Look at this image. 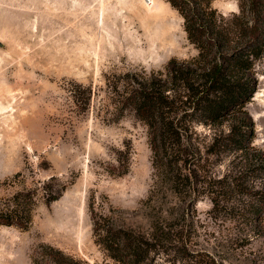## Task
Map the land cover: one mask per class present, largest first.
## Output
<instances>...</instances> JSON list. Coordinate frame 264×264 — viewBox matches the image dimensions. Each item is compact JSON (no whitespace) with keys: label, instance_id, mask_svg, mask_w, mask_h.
Returning a JSON list of instances; mask_svg holds the SVG:
<instances>
[{"label":"rangeland","instance_id":"rangeland-1","mask_svg":"<svg viewBox=\"0 0 264 264\" xmlns=\"http://www.w3.org/2000/svg\"><path fill=\"white\" fill-rule=\"evenodd\" d=\"M156 6L161 19L153 20ZM213 7L227 16L239 12L236 0H214ZM197 55L183 18L165 0H0V207L21 193L37 203L28 230L0 227V264H48L41 256L47 246L85 264H113L95 242L91 213L147 227L142 203L154 170L147 128L133 113L118 122L107 115L106 77L159 71ZM255 74L246 109L253 146L264 153V58ZM86 87L93 91L89 110ZM127 147L129 172L111 175L117 152ZM239 155L209 157L206 172L239 176ZM247 179L264 185V173ZM62 185L63 195L46 204L47 189L56 194ZM233 199L235 207L244 200ZM165 200L166 208L185 203ZM212 208L203 196L180 220L190 226L187 258L173 252L155 264H264V224L252 230L233 222L236 213L215 215Z\"/></svg>","mask_w":264,"mask_h":264},{"label":"trees","instance_id":"trees-1","mask_svg":"<svg viewBox=\"0 0 264 264\" xmlns=\"http://www.w3.org/2000/svg\"><path fill=\"white\" fill-rule=\"evenodd\" d=\"M165 1L183 18L198 55L172 59L159 71L140 68L106 77L107 115L118 122L133 113L147 128L154 170L152 189L142 203L147 227L120 226L113 217L91 213L95 242L113 264H155L173 252L187 258L184 236L190 226L180 220L203 196L211 200L215 215L236 213L233 222L252 230L264 224V185L247 179L264 173V153L253 146L255 124L246 109L258 86L255 65L264 58V0H236L239 12L228 16L213 7L214 0ZM84 91L89 110L93 91ZM230 154H240L239 176L230 172L217 179L206 172L209 157ZM131 159L130 147L118 151L109 173L126 175ZM66 189L62 185L56 194L47 189L45 203L57 201ZM236 195L244 199L237 207ZM169 196L185 203L166 208ZM36 204L32 193L7 200L0 207V227L28 230ZM42 250L48 264H85L49 246Z\"/></svg>","mask_w":264,"mask_h":264},{"label":"bare ground","instance_id":"bare-ground-1","mask_svg":"<svg viewBox=\"0 0 264 264\" xmlns=\"http://www.w3.org/2000/svg\"><path fill=\"white\" fill-rule=\"evenodd\" d=\"M152 5H153V4H152ZM149 7H150V6H149ZM152 9H153V12H154V14H155V16H156V17H153V18H154L153 20H155V19H161V18H160L161 16H160L159 13L157 12V10L159 9V7L156 6V7H153ZM161 15H162V14H161Z\"/></svg>","mask_w":264,"mask_h":264}]
</instances>
